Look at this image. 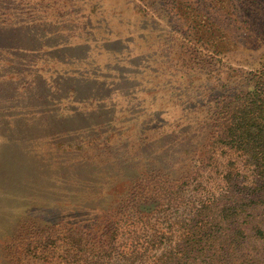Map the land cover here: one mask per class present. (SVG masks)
<instances>
[{
    "label": "rangeland",
    "instance_id": "374dc122",
    "mask_svg": "<svg viewBox=\"0 0 264 264\" xmlns=\"http://www.w3.org/2000/svg\"><path fill=\"white\" fill-rule=\"evenodd\" d=\"M100 3L82 0L76 17L86 53L54 55L42 34L0 39V264H63L64 230L99 231L142 178L192 168L206 139L209 92L183 79L164 16L135 26L131 0ZM220 159L205 183L221 178ZM250 212L249 231L264 206Z\"/></svg>",
    "mask_w": 264,
    "mask_h": 264
},
{
    "label": "trees",
    "instance_id": "16d2710c",
    "mask_svg": "<svg viewBox=\"0 0 264 264\" xmlns=\"http://www.w3.org/2000/svg\"><path fill=\"white\" fill-rule=\"evenodd\" d=\"M81 5L0 0V21L12 28L0 27V39L35 41L42 34L57 42L54 55L86 53L87 34L75 29ZM129 6L130 24L164 16L167 34L180 41L183 79L202 80L210 95L207 136L192 168L173 179L142 178L99 231L64 230L63 264H264L255 252L264 223L246 227L250 211L264 206V0H131ZM221 157V178L205 183L202 169ZM45 237L54 246L60 238Z\"/></svg>",
    "mask_w": 264,
    "mask_h": 264
}]
</instances>
